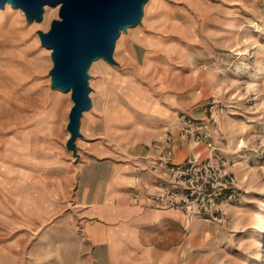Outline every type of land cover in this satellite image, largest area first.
<instances>
[{
	"label": "rangeland",
	"instance_id": "rangeland-1",
	"mask_svg": "<svg viewBox=\"0 0 264 264\" xmlns=\"http://www.w3.org/2000/svg\"><path fill=\"white\" fill-rule=\"evenodd\" d=\"M140 2L110 60L82 43L90 104L71 143V88L51 80L42 41L61 29L63 3L40 18L0 6V264H84L80 174L105 160L156 178L130 186L141 208L121 264H264V0ZM188 120L207 126L215 154ZM169 145L174 162L208 157L234 176L222 222L160 204Z\"/></svg>",
	"mask_w": 264,
	"mask_h": 264
},
{
	"label": "crops",
	"instance_id": "crops-1",
	"mask_svg": "<svg viewBox=\"0 0 264 264\" xmlns=\"http://www.w3.org/2000/svg\"><path fill=\"white\" fill-rule=\"evenodd\" d=\"M134 163L117 167L105 160L80 174L75 201L79 216L85 219L81 223L84 264H121L122 254L128 252L126 245L135 244L132 225L141 207L132 198L130 186H135L134 180L140 175L148 180L156 178L140 172Z\"/></svg>",
	"mask_w": 264,
	"mask_h": 264
},
{
	"label": "built area",
	"instance_id": "built-area-1",
	"mask_svg": "<svg viewBox=\"0 0 264 264\" xmlns=\"http://www.w3.org/2000/svg\"><path fill=\"white\" fill-rule=\"evenodd\" d=\"M185 130L194 132L196 138L208 142L209 133L206 125H193L191 121H185ZM171 138L164 137L155 142L153 147L158 150ZM167 146L162 149V157L158 158L159 167H166L168 172L167 186L158 190L157 199L160 204L185 210L189 218L202 215L207 221L222 222V201L232 202L236 200L238 193L235 188L234 176L225 171L221 166L215 165L212 159L204 157L199 159L195 155L186 157L183 162L173 161V150ZM209 157L215 154L216 148L207 143ZM165 148V147H163ZM217 151V150H216ZM222 199V200H220Z\"/></svg>",
	"mask_w": 264,
	"mask_h": 264
},
{
	"label": "water",
	"instance_id": "water-1",
	"mask_svg": "<svg viewBox=\"0 0 264 264\" xmlns=\"http://www.w3.org/2000/svg\"><path fill=\"white\" fill-rule=\"evenodd\" d=\"M22 1L27 2L29 0ZM64 1V5H62L61 9L62 15L64 17L61 29H53L48 34V36H44L42 38V41L44 40L43 43L51 46L52 49H56L64 60V63L61 65V67H59L61 75L66 79V87L62 90H68L71 88V94L73 96L71 98L74 101V105L70 114V122L68 124V131L71 134V139L68 141V143H71L72 139H74L79 134L78 122L81 112L88 108L90 104L89 99L86 96L87 83L84 69L89 65L92 57L94 56L90 57L87 66L82 68L79 67L87 55V53L84 56L81 54L80 49L82 43L83 41H86L87 38L90 40V35L88 34H84L79 40L86 23L92 22V28L94 29V32L100 37L104 38L107 34L108 27L113 22V14H121L123 11L130 10L131 13L129 16H134V18H136L140 12L137 13L134 9V0ZM40 2L41 4H54L57 2H62V0H49L48 2L41 0ZM89 40L87 43L88 47L90 48ZM111 52L108 53V56L102 58L110 60Z\"/></svg>",
	"mask_w": 264,
	"mask_h": 264
},
{
	"label": "bare ground",
	"instance_id": "bare-ground-1",
	"mask_svg": "<svg viewBox=\"0 0 264 264\" xmlns=\"http://www.w3.org/2000/svg\"><path fill=\"white\" fill-rule=\"evenodd\" d=\"M41 0H29V1H22V0H0V6H2L4 3H9L12 6H16L20 9V11L24 12L28 17H37L40 18L41 10H42V4L40 2ZM48 2L49 0H44ZM54 1V0H53ZM58 1V0H55ZM60 1V0H59ZM64 0H62V3L64 5ZM134 9L139 10L141 7V2L138 0H134ZM130 10L123 11L121 14H113V22L108 27L107 34L104 38L100 37L98 34L94 32V29L92 28V22L86 23L84 30L82 34L79 37V40L82 38V36L85 34L90 35V44L92 45V49L94 51L95 56H102L106 57L108 56V53L111 52V49L113 48L114 41L120 31L121 28H123L125 25H128L131 23L132 16L130 15ZM130 17V18H129ZM134 17V16H133ZM93 55V53H92ZM52 56L54 59V67L52 69V79L54 84L57 86V88H64L66 87V79L64 76L61 75V71L59 67L64 63V60L62 59L61 55L57 52L56 49H53ZM88 58L83 60V63L79 65V67H84L86 64H88ZM71 97L72 94H71ZM74 105V101H73ZM73 107V106H72Z\"/></svg>",
	"mask_w": 264,
	"mask_h": 264
}]
</instances>
